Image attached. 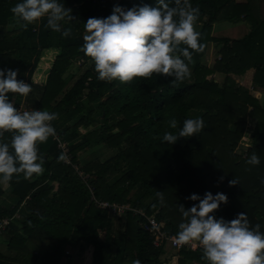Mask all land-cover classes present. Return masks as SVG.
<instances>
[{
    "label": "trees",
    "instance_id": "1",
    "mask_svg": "<svg viewBox=\"0 0 264 264\" xmlns=\"http://www.w3.org/2000/svg\"><path fill=\"white\" fill-rule=\"evenodd\" d=\"M17 2L0 0V68L18 70L17 79L31 85L27 95L15 94V107L25 100L29 109L56 112L58 118L52 121L55 135L38 144L42 173L0 183V237L12 252L7 256L0 248V264H60L69 258L67 249L84 246L92 249L91 264H132L135 259L168 264L174 258L162 259L167 249L177 252V264H207L202 248L156 246L142 227L148 223L145 217L133 212L114 216L99 209L93 197L143 209L175 236L184 219L179 204L191 207L187 198L192 193L221 192L227 203L214 213L217 218L231 220L244 212L250 226L259 224L264 231V0H190L200 10L195 30L204 50L190 49V76L176 83L155 74L127 83L99 80L82 51L83 23L89 17H106L114 5L131 8L154 0H61L73 16L62 24L72 30L68 37L47 28L44 18L21 26L10 11ZM222 21H244L250 30L233 41L218 39L214 26ZM212 43L222 45L220 57L207 66L202 60ZM46 51L58 56L40 85L33 77ZM75 62H81L75 70H83L68 87L66 74ZM251 71L249 86L236 81ZM215 74L225 76L223 85L213 79ZM96 102L100 104L94 108ZM196 117L204 127L195 136L175 144L161 142L164 131H175L169 127L171 119L179 128L186 118ZM250 120L254 129L248 128ZM86 123L98 126L83 133ZM247 131L253 143L244 152L240 144ZM0 140L9 141L10 134ZM100 149L113 154L100 157ZM252 153L259 156L258 165L247 163ZM233 178L238 183L230 185ZM157 191L163 192V204ZM113 218H125V231L117 237Z\"/></svg>",
    "mask_w": 264,
    "mask_h": 264
},
{
    "label": "clouds",
    "instance_id": "2",
    "mask_svg": "<svg viewBox=\"0 0 264 264\" xmlns=\"http://www.w3.org/2000/svg\"><path fill=\"white\" fill-rule=\"evenodd\" d=\"M10 11L23 27L44 18L50 30L63 37L71 35V28H62V24L72 21L73 16L61 0H18ZM199 11L190 0H154L152 5L131 8L114 5L108 16L89 17L83 23L82 51L91 58L96 77L102 81L127 83L154 74L171 77L170 83L183 81L190 76V49L204 50L200 33L195 30ZM17 75L18 70L0 68V137L10 134L9 141L0 140V183L19 174L28 178L42 173L38 144L56 133L52 125L58 118L56 112L21 111L9 100V93L23 96L31 91V85L18 80ZM169 127L175 131H164L161 142L175 144L180 138L199 133L204 121L200 117L186 118L177 128L173 118ZM247 163L258 165L260 158L252 153ZM237 183L236 178L229 181L230 185ZM156 195L163 204V192ZM187 199L193 202L191 207L178 205L184 219L178 225L175 244L198 243L207 264H264L261 225L250 226L244 212L231 220L214 215L221 204L227 203L224 193L206 191L202 197L192 193ZM132 264L141 261L135 259Z\"/></svg>",
    "mask_w": 264,
    "mask_h": 264
},
{
    "label": "rangeland",
    "instance_id": "3",
    "mask_svg": "<svg viewBox=\"0 0 264 264\" xmlns=\"http://www.w3.org/2000/svg\"><path fill=\"white\" fill-rule=\"evenodd\" d=\"M110 1L117 2L118 0H110ZM240 26H242V23L232 22V21L231 22L222 21V22H219V24H217L216 26H214L213 35L215 37H217L218 39L227 38V39H230L233 41L234 39H239L240 37H242L245 34V29H242ZM221 47H222L221 44L212 43L211 46H209L208 53L203 58L202 62L204 64H206L207 66L214 65L215 61L217 59H219V57H220ZM57 56H58L57 51H46V52L42 53L41 60L39 61L38 67L36 69V73L33 77L35 83H38L41 85V84H45L47 82L48 74L50 73ZM80 65H81V62H75V64L71 68V71L74 70V73L76 72V75H75L76 77L72 78L73 75H72V73L70 74L71 71L66 74V77L69 78L68 87H71L73 85V83L76 81V79L79 77V75L81 74L80 71H82L83 69L82 70H80V69L75 70V68H78ZM253 75H254V71H251V72H248L246 74V76H244L243 78L235 77V79L241 85L249 86L252 83ZM212 77L220 85L224 84V81H225L224 75L215 74ZM262 95H263V93H262ZM8 96H9V100L15 105V103H17V100H18L17 96L15 94H11V93H9ZM15 96H16V98H15ZM259 96H261V94H259ZM22 103H24V104H21L22 107L28 108V105L25 102V100ZM99 104H100V102H96L93 104V107L97 108L99 106ZM96 117L99 118V115H97ZM75 121H77V119ZM70 125H72V123ZM97 126H98L97 123H94V124H89V123L87 124L86 123V125L81 128V131L83 133H87L89 131L94 130ZM254 127H255V122L250 120L248 128L254 129ZM96 130L101 131L100 127H98ZM252 143H253L252 133L250 131H247L245 133L243 139H242V146L240 144V147L242 149H244V152H245V151H248L250 149ZM98 152H99V155L104 152V157L102 155H100V157H103V158H108L109 156H111L113 154L112 152H109V151L106 152V150L103 151L102 149H100ZM96 156H97V154H96ZM93 157H95V156H93ZM68 158L69 157H67V159ZM124 219L125 218L121 219L120 221H117L116 218H113L114 222H116V224L114 225V231H113V235L115 237H117L120 233L125 231V223L123 222ZM6 245H7V243L5 241V237H3V236L0 237L1 251L4 254H6L7 256H9L12 252L7 249ZM84 248H85V246L82 247V249L80 248L78 251H75L73 249H67L68 250L67 254L70 253L69 258L64 257L62 259V261L60 262V264H84L83 259L81 262H79V258L81 257L80 255L83 254ZM176 253L177 252L175 250L167 249L166 252L162 255V259L166 260L169 258H174V260L172 262H169L168 264H177L178 259L175 256V255H177ZM88 264H90V263H88Z\"/></svg>",
    "mask_w": 264,
    "mask_h": 264
},
{
    "label": "built area",
    "instance_id": "4",
    "mask_svg": "<svg viewBox=\"0 0 264 264\" xmlns=\"http://www.w3.org/2000/svg\"><path fill=\"white\" fill-rule=\"evenodd\" d=\"M21 111L25 110H31L29 108L19 107L18 108ZM62 149L64 150V153L66 154V162L70 163V154L69 150L67 148V144L63 143L61 144ZM86 181V180H85ZM93 195V193H92ZM93 201H95L97 207L101 210H106L110 214L117 216V217H124L126 216L127 212H133L136 215H140L142 217H145L148 221L147 224L142 225V227L145 228L146 231L150 232L152 236L154 237V244L156 246H161L162 244H171V246L177 250L186 249V250H192L196 251L197 249L201 248L198 243L196 242H190L185 245H177L174 243V237L172 235H169L165 231L162 230V224L158 222V220L155 217H147L146 213L143 211V209H135L131 205H119V204H110L108 202L104 201H98L95 199V197L92 198ZM7 224V222H5Z\"/></svg>",
    "mask_w": 264,
    "mask_h": 264
},
{
    "label": "crops",
    "instance_id": "5",
    "mask_svg": "<svg viewBox=\"0 0 264 264\" xmlns=\"http://www.w3.org/2000/svg\"><path fill=\"white\" fill-rule=\"evenodd\" d=\"M238 2H244L245 0H237ZM242 29H245V32H248L250 29L247 26V24L243 21L242 26H240ZM82 249V248H81ZM81 257L79 258V262L82 261L84 264H91L92 261V249L91 248H84L83 254L80 255ZM89 257V258H88ZM86 262V263H85Z\"/></svg>",
    "mask_w": 264,
    "mask_h": 264
}]
</instances>
